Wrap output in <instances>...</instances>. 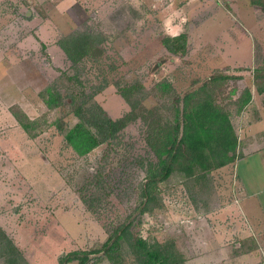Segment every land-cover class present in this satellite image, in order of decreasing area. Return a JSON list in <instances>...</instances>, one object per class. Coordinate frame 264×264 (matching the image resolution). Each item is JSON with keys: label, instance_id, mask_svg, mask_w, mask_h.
Segmentation results:
<instances>
[{"label": "rangeland", "instance_id": "rangeland-1", "mask_svg": "<svg viewBox=\"0 0 264 264\" xmlns=\"http://www.w3.org/2000/svg\"><path fill=\"white\" fill-rule=\"evenodd\" d=\"M87 28L106 40L100 56L82 64V79L106 84L95 98L110 115L130 109L119 86L141 83V106L154 107L168 102L161 80L181 95L208 82L236 128L235 160L210 171L176 169L145 205L140 160L153 156L141 117L112 142L79 155L57 124L77 121L73 105L50 107L39 92L50 83L78 89L66 77L75 69L57 45L63 34ZM181 32L185 48L170 51L165 37ZM259 67L264 72V0H0V226L18 246L20 264H58L72 250L86 264H136L131 252L102 249L125 220L136 235L170 245L185 264H215L209 242L216 219L242 222L228 205L239 199L235 163L243 130L264 110ZM219 74L226 76L212 78ZM246 88L252 99L241 107ZM14 111L35 121L31 130ZM229 243L235 256L257 247L244 233ZM253 257L244 263L258 264ZM0 264H6L2 257Z\"/></svg>", "mask_w": 264, "mask_h": 264}, {"label": "trees", "instance_id": "trees-1", "mask_svg": "<svg viewBox=\"0 0 264 264\" xmlns=\"http://www.w3.org/2000/svg\"><path fill=\"white\" fill-rule=\"evenodd\" d=\"M105 40L101 31L92 28L75 29L63 34L58 44L75 69L74 72L66 71V77L78 89L63 90L57 84L50 83L39 92L50 107L66 103L73 105L72 111L77 121L68 127L61 120L57 121L68 145L79 155H86L99 145L112 142L131 121L141 117L146 126V141L153 156L140 160L145 169L141 184L145 205L156 199L155 188L176 169L188 173H195L196 170L210 171L235 160L239 144L236 128L230 111L216 102L207 86L208 82L181 95L173 89L171 82L161 80L157 85L169 95L168 102L154 107L141 106L146 97L141 83L132 82L122 88L119 86L130 109L121 116L110 115L95 98L96 93L106 84L90 86L82 79V64L90 57L100 56L101 45ZM163 42L170 51L178 52L181 47L185 48L187 33L166 36ZM255 71L256 80L264 78L262 67ZM225 76L219 74L212 78L218 80ZM258 90L264 92V87L260 86ZM251 99L252 90L246 88L239 99L240 106L243 107ZM19 112L14 111V115L27 131L31 130L35 121ZM85 201L88 202V198ZM89 206L92 207V204L89 203ZM131 225L132 221L118 222L102 249L110 254L131 252L136 264H185L171 250L170 245L159 241L150 242L136 235ZM78 253L79 250H72L61 257L58 264H67L80 258ZM0 257L4 258L6 264H20L23 258L14 240L1 226ZM80 264H86V257L80 258Z\"/></svg>", "mask_w": 264, "mask_h": 264}, {"label": "crops", "instance_id": "crops-1", "mask_svg": "<svg viewBox=\"0 0 264 264\" xmlns=\"http://www.w3.org/2000/svg\"><path fill=\"white\" fill-rule=\"evenodd\" d=\"M60 50L63 51L61 47ZM240 154L235 163L240 186L237 193L239 199L228 207L235 209L242 216V222L238 225L240 222L227 220L224 225L222 222L224 227L221 228L219 219H216L210 231L209 242L211 259L215 264H245V260L252 256L254 259H260L254 263L259 261L258 264H264V110H261L259 118L246 124L241 136ZM234 233H244V237H248L253 243L254 240L257 241V247L235 256L232 244L229 243ZM253 243L251 245H254Z\"/></svg>", "mask_w": 264, "mask_h": 264}]
</instances>
